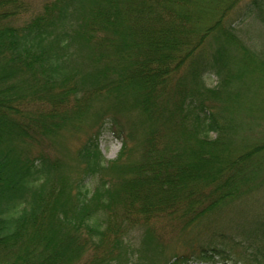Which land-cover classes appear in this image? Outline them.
Listing matches in <instances>:
<instances>
[{"label":"trees","instance_id":"obj_1","mask_svg":"<svg viewBox=\"0 0 264 264\" xmlns=\"http://www.w3.org/2000/svg\"><path fill=\"white\" fill-rule=\"evenodd\" d=\"M249 19L264 24V0H0V264H134L140 225V264H228L223 242L170 257L152 243L156 223L175 227L164 240L264 180ZM85 125L75 163L46 149Z\"/></svg>","mask_w":264,"mask_h":264},{"label":"rangeland","instance_id":"obj_2","mask_svg":"<svg viewBox=\"0 0 264 264\" xmlns=\"http://www.w3.org/2000/svg\"><path fill=\"white\" fill-rule=\"evenodd\" d=\"M29 1L37 11L41 9L43 2L46 0ZM239 26L241 29L239 32L244 40L249 45H252L258 54H264V24L258 20L249 19ZM205 79L209 85H215L218 80L217 76L211 73H207ZM94 131V125H91L90 128L85 125L76 132L63 131L64 134L61 135L62 143L56 147L55 145H49L50 147L46 149L54 156L64 157L68 163H75L72 157L76 156L75 153ZM99 146L105 159H114L119 154L122 143L110 129V126H107L100 134ZM33 149L37 150L40 148L39 146H34ZM80 167L81 165L79 164L77 176L80 173ZM96 180L97 178L87 177V182L91 186L95 184ZM257 185L252 193L240 198L227 200L204 217L205 219L202 218V221L196 226L184 230L169 231L164 236V240H158V235L162 237L165 231L175 227H163L160 222L156 223V233H154L155 237L153 238L152 246L159 245L158 248L162 252L161 256L168 255L170 257L176 252L179 254L185 252V249L189 252L188 242L192 238L206 245L223 242L225 243L224 245L227 244V247L232 250V258L227 261L228 264H264V180H258ZM144 228V225H140L131 233V239L137 249V255L134 257L137 262L135 261L134 264L143 263L145 262L144 260L148 261L146 255H142V251L141 253L139 252V247H142V238L145 235V232H143ZM220 233L226 235L225 242L223 241L224 239L220 238ZM236 242H239V244H235ZM183 264L209 263L190 258L185 260Z\"/></svg>","mask_w":264,"mask_h":264}]
</instances>
